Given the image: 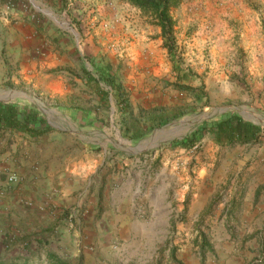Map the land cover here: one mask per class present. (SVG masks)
<instances>
[{
	"label": "rangeland",
	"instance_id": "obj_1",
	"mask_svg": "<svg viewBox=\"0 0 264 264\" xmlns=\"http://www.w3.org/2000/svg\"><path fill=\"white\" fill-rule=\"evenodd\" d=\"M23 1L34 11L30 0ZM50 2L55 18L51 17L47 22L42 14L36 22L40 28L46 26L42 49L49 52L45 56L50 57L45 60L41 54L29 57L8 54L5 47L0 54V100L28 104L45 115L55 129L34 137L42 139L39 144L35 142L34 148L40 150L43 144L42 148L50 151V162L55 166L64 163L70 172L76 167L79 170L98 166L94 174L102 178L108 175L107 162L113 163L115 154L112 150H122L134 155L129 158L133 172L143 170L154 176L155 171H162V180L168 183L173 165H176V171L189 176L190 185L185 191L176 185L165 189L166 202L169 203V196L176 197V201L174 209L165 208L166 219L162 223L155 222L150 204L139 217L142 226L147 227L151 248H121V243L112 237L100 242L101 231L94 224L99 221L104 228L107 222L100 220L105 211L109 214L108 219L117 214V198L112 196L106 204L103 200L106 191L99 186L98 199L91 202L93 183L85 190L83 187L81 190L86 194L83 200L61 206L59 211L49 206L48 215H52L54 221L46 235L49 239L46 248H55L53 244H59L54 238L58 227H68L75 236L78 234L76 238H79L82 254L73 259L49 253L45 257L47 261L43 258L33 264H57L55 257L66 260L67 264H173L183 252L179 245L186 238L177 235V231L180 230L179 223L187 221V210L195 191L192 186H197L199 181L198 172L202 168L209 170L208 187L213 186L214 178L220 179L223 175L219 198L205 209L206 215H214L219 212L218 203L224 204L223 199H227L226 191L232 182L238 184L240 169L237 168L238 159L232 160L227 154L237 145H216L209 134L189 149L175 148L171 143L190 134L206 121L207 115L215 117L233 109L263 127L259 142L245 149H264V0H173L174 58L165 46L156 21L127 0ZM4 34L0 28V39ZM70 50L72 52L68 54ZM68 60L71 68L67 67ZM175 65L180 67L179 71ZM108 68L115 76L116 84H122L126 90L127 111L119 103L117 89L113 90L99 79L101 72ZM59 84L62 88L64 84L70 86L72 91L66 96L52 91ZM180 84L191 85L207 97L198 99L181 89ZM62 103L67 106L62 107ZM164 121L167 123L163 124ZM148 130L142 139H132L134 132ZM7 131L3 129L0 133ZM104 158L105 162L100 165ZM261 158H257L258 163H262ZM34 160L39 164L41 158L37 156ZM230 167L232 171H229ZM4 173L0 170V181ZM12 176L8 181L14 183L15 180H9ZM174 177L177 181V175ZM116 188L115 185L112 191ZM3 192V197L8 194L6 190ZM142 194L144 188L139 189L137 202H145ZM149 202L153 203V200ZM235 205L232 201L222 205L221 215L232 213ZM240 205L239 202L238 209ZM23 231L27 232V229L21 227L20 232ZM196 231V228L191 231L190 244L196 239L202 240ZM11 233L14 231L7 228V235ZM37 233L23 232L24 238L20 243L17 241L19 256H24L29 248L24 239ZM171 244L175 248H170ZM61 248L75 246L66 242ZM3 249L0 248V260L2 255H7L2 254Z\"/></svg>",
	"mask_w": 264,
	"mask_h": 264
},
{
	"label": "crops",
	"instance_id": "obj_2",
	"mask_svg": "<svg viewBox=\"0 0 264 264\" xmlns=\"http://www.w3.org/2000/svg\"><path fill=\"white\" fill-rule=\"evenodd\" d=\"M30 1L34 15L28 14L22 8H17L11 12L10 16L1 18L0 28L5 31V34L0 39V54L5 47L8 54H21L24 57L41 54V57L47 60L50 56H45V54H49V52H44L42 49L46 41V37L43 36L46 26L40 28L36 22L39 16L43 15L46 16L44 21L47 22L50 21L49 18H55L52 16L53 10L49 6L51 2L50 0ZM65 44L66 42L63 46ZM70 52L72 50L68 54ZM62 59L66 61L64 56ZM67 63V67L71 68L70 60ZM61 86L59 84L52 91L65 96L72 91L66 84L63 85V88ZM61 106L66 107L67 104L62 103ZM8 131L4 134L0 133V170L5 172L0 181V248H4L2 254H7L6 257L2 255L1 260L13 256L14 259H9V262L15 260L18 264H33L48 257L49 253L73 259L75 256L79 257L78 255L82 254V248L79 245V238H76L78 234L75 236L66 226L58 227L54 234V238L59 241V244L54 243L55 248H46L48 246L46 241L49 240L46 237L47 230L50 223L54 221L52 215H48V209L49 206H54L56 211H59L61 206L67 207L83 200L86 197L83 191L87 185L92 183L91 202L97 201L100 186L106 191L103 199L106 204L110 203L111 197L114 195L118 203V211L116 215H113V218L108 219L109 214L105 211L100 220L107 222L104 228L99 221L94 224L101 231L100 242L112 237L121 243V248H127V246L129 248H134V246L135 248H151V242L147 239L149 236L147 227L142 226L139 217L143 216L142 213L147 211L148 204H150L149 207H152L150 212L155 222L162 223L166 219L165 208L170 206L174 209L173 203L176 201V197L169 196V203L166 202L165 189L176 185L185 191L190 185L189 176L181 175L179 171H176V165H173V170L170 173L171 179L168 183L162 180V171H155L154 176L144 173L143 170L133 172L129 166V163H132L129 158L134 155L122 150H112L116 161L112 160L111 164L107 162L109 164L108 175L103 178L95 176L94 173L98 171L96 168L98 166L93 165L79 170L76 167L70 172V168L64 163L55 166V163L50 162V151L43 149V144H41L40 150L34 148L35 142L39 144L42 139L36 140L22 132ZM210 137L213 139L212 136ZM206 138L210 140L209 136ZM248 145L251 144L237 145L233 152L227 153L228 158L238 159L236 162L239 163L237 168L240 169L239 185L232 182L229 190L227 186L225 195L227 199H223L224 204L218 203L217 210L219 212L214 215H206L205 209L212 201L219 198V193L222 192L220 182H222L223 175L220 179L214 178L215 183L212 187H208L207 181H210L211 173L206 168H202L198 172L199 181L196 182L197 186H192L195 191L191 195L187 221L179 223V225L181 224L178 228L180 230L177 231V235H183L186 238L184 243L179 245L183 248V252L179 260L173 264H182V262L184 264H251L253 261L256 264H264V149H245ZM36 149L37 151H35ZM105 153L109 155L108 151ZM112 154L110 153L111 156ZM37 156L41 158L39 164L34 160V157ZM260 156L262 158L259 160L262 163H258L257 158ZM232 160L229 162L231 163ZM94 162H97V159ZM104 162L105 158L100 162V165ZM230 170L232 171L231 167ZM10 175L15 177L14 183L8 181ZM176 175L177 181L174 177ZM115 185L117 188L112 191ZM83 187L84 190H81ZM142 188H144L142 196L145 198L143 203L137 202L138 191ZM5 190L8 194L3 197ZM152 191L153 197L151 196ZM150 200H153V203L149 202ZM228 201H232L236 205L232 213L221 215L224 207L222 205L227 204ZM239 202L240 209H238ZM27 203L31 206L26 207ZM9 227L14 233L7 235ZM21 227L27 229V232L23 231L25 234L39 232L33 237L24 239V244L29 248L25 250L26 254L22 257L19 256L21 254H19L20 250L17 244V241L20 243L24 238L23 232H20ZM195 228L198 230L196 232L200 233L202 240L196 239L193 244H190L191 231ZM176 238L175 240H178ZM181 240L183 241V239ZM66 242L75 248H61V246H65ZM170 248L175 247L171 244ZM47 260L45 258V261Z\"/></svg>",
	"mask_w": 264,
	"mask_h": 264
},
{
	"label": "trees",
	"instance_id": "obj_3",
	"mask_svg": "<svg viewBox=\"0 0 264 264\" xmlns=\"http://www.w3.org/2000/svg\"><path fill=\"white\" fill-rule=\"evenodd\" d=\"M134 6L149 13L156 21L157 25L161 28V35L164 39L165 46L169 53L174 58L176 39L174 35V20L171 16V8L174 5L173 0H127ZM177 71L180 67L175 65ZM91 75V74H90ZM92 80L97 79L90 76ZM179 77L183 78L179 75ZM100 80L110 85L113 90L117 89V94L120 97V105L128 110V100L126 97V90L122 84H116L115 76L111 73L110 69H105L101 72ZM186 79V78H184ZM181 89H185L193 93L198 99L207 97L201 95V92L188 84H180ZM108 91L105 92L108 95ZM166 124L167 121L162 122ZM161 125V124H160ZM18 130L31 137H40L53 132L55 129L47 122V118L41 112L31 108L28 104H21L18 102H4L0 101V130ZM151 129V128H150ZM263 127L251 120L245 119L239 112L233 109L226 110L215 117L202 122L198 127L193 130L186 137L175 140L171 144L173 147L189 149L194 147L197 142L201 141L206 135L213 137L216 145H246L259 142L263 136ZM149 132H134L132 139L138 140L144 137ZM203 245H205L203 243ZM57 264H67L61 258L55 257ZM0 264H18L15 260L12 262L0 260Z\"/></svg>",
	"mask_w": 264,
	"mask_h": 264
},
{
	"label": "built area",
	"instance_id": "obj_4",
	"mask_svg": "<svg viewBox=\"0 0 264 264\" xmlns=\"http://www.w3.org/2000/svg\"><path fill=\"white\" fill-rule=\"evenodd\" d=\"M17 8H22L30 15H34L35 13L27 7L23 0H0V19L2 17L10 16L11 12L15 11ZM11 181L15 180V177H10Z\"/></svg>",
	"mask_w": 264,
	"mask_h": 264
},
{
	"label": "water",
	"instance_id": "obj_5",
	"mask_svg": "<svg viewBox=\"0 0 264 264\" xmlns=\"http://www.w3.org/2000/svg\"><path fill=\"white\" fill-rule=\"evenodd\" d=\"M0 101H3V100H0ZM211 118H213V115L211 114V115H207L205 118H204V120H209V119H211Z\"/></svg>",
	"mask_w": 264,
	"mask_h": 264
}]
</instances>
